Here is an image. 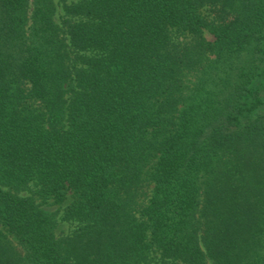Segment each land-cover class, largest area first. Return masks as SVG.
I'll use <instances>...</instances> for the list:
<instances>
[{
  "label": "trees",
  "instance_id": "obj_1",
  "mask_svg": "<svg viewBox=\"0 0 264 264\" xmlns=\"http://www.w3.org/2000/svg\"><path fill=\"white\" fill-rule=\"evenodd\" d=\"M0 226V264H264V0H0Z\"/></svg>",
  "mask_w": 264,
  "mask_h": 264
},
{
  "label": "rangeland",
  "instance_id": "obj_2",
  "mask_svg": "<svg viewBox=\"0 0 264 264\" xmlns=\"http://www.w3.org/2000/svg\"><path fill=\"white\" fill-rule=\"evenodd\" d=\"M72 1H74V0H54L55 5H56V19H57V21H61V19H62L63 4L69 3ZM201 14L205 18L211 19V18H213V16H215L214 15L215 10L210 5H206V6L202 7ZM204 35L208 40L213 39V36L207 30H204ZM21 195L32 196L36 200V202L40 203L41 206L43 208H45L47 211L55 213V216L57 219L56 234H58L60 236L61 235H67V234H70L77 227V225H78L77 221L63 220L62 219L61 214H62V208H63L64 204L52 203V201H50V200L48 201V203H43V199L41 197H39V195L36 194L34 188H30V189L22 191ZM151 195H152V184L148 183V182H144L138 188V193L136 196V204H135L136 211H138V209H140L142 206L147 204L148 199L150 198ZM0 228H1V226H0ZM3 232L6 233L10 242H12L13 244H16V241L14 240V238L12 237L11 234H9L8 232H6L4 230H3Z\"/></svg>",
  "mask_w": 264,
  "mask_h": 264
}]
</instances>
